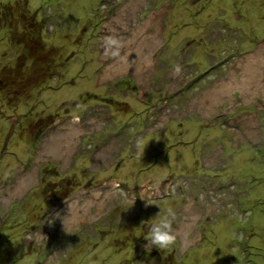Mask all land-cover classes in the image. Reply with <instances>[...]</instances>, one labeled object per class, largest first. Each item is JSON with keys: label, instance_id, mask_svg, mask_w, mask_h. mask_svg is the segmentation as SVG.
<instances>
[{"label": "rangeland", "instance_id": "rangeland-1", "mask_svg": "<svg viewBox=\"0 0 264 264\" xmlns=\"http://www.w3.org/2000/svg\"><path fill=\"white\" fill-rule=\"evenodd\" d=\"M121 10L160 39L100 79ZM260 48L264 0H0V264H264V89L196 107Z\"/></svg>", "mask_w": 264, "mask_h": 264}, {"label": "bare ground", "instance_id": "bare-ground-1", "mask_svg": "<svg viewBox=\"0 0 264 264\" xmlns=\"http://www.w3.org/2000/svg\"><path fill=\"white\" fill-rule=\"evenodd\" d=\"M135 3H132V7H135ZM136 8V7H135ZM134 8V9H135ZM133 9V10H134ZM156 14H152L150 16L149 21H144L139 28H136L133 32V36L126 35L123 36L125 38L117 37V45L119 49H122V53L119 56H113L112 52L115 51V48H109L110 43L103 42L102 44V56L104 59V68L100 73V79L112 78L115 75H119L121 73H131L135 77L142 75L146 72L152 62L153 59V49L159 42L160 34H158V29L149 30L150 25L152 23V18ZM122 16H127L125 10H121L119 14H115L114 17H110L107 19L108 25L105 24L106 31L109 33V37L111 33H116L118 31V24L116 22L110 23L109 20H113L115 18L117 22L123 21L118 20ZM127 21H129L127 19ZM123 24V23H120ZM128 26V25H127ZM126 25L122 28L126 34ZM138 33V34H135ZM146 34V35H145ZM114 38V37H113ZM108 44V45H107ZM125 47V49L123 48ZM262 56H264V49L260 48ZM253 58V57H252ZM260 63V60L257 59V64ZM256 64V65H257ZM238 65H242L241 62L235 65V68ZM234 68V70H235ZM233 70V71H234ZM246 72H250L251 75L239 80L236 78L234 74H231V77L227 83L221 85L220 89H213L208 91L203 100L199 101L196 105L197 109L200 111H207L206 106L212 105V103H217L220 101L226 94L229 93L232 89H240L242 91V96H247L252 92L253 87L258 86L259 84L264 89V84H262L264 78V67H261L259 71L255 68H249L246 66ZM264 93V90H263ZM67 148V147H66ZM60 153L59 149H53L51 154L57 156Z\"/></svg>", "mask_w": 264, "mask_h": 264}, {"label": "clouds", "instance_id": "clouds-1", "mask_svg": "<svg viewBox=\"0 0 264 264\" xmlns=\"http://www.w3.org/2000/svg\"><path fill=\"white\" fill-rule=\"evenodd\" d=\"M106 41L110 44L117 43V39L113 37H108ZM112 55L118 56L119 51H113ZM175 71L179 72V68L177 67ZM173 218L174 213L171 210L166 215L157 214L154 221L150 224L148 234L145 237L148 244L155 246L158 250H165L176 244L177 234L172 227Z\"/></svg>", "mask_w": 264, "mask_h": 264}, {"label": "flooded vegetation", "instance_id": "flooded-vegetation-1", "mask_svg": "<svg viewBox=\"0 0 264 264\" xmlns=\"http://www.w3.org/2000/svg\"><path fill=\"white\" fill-rule=\"evenodd\" d=\"M9 10H10V9H9ZM11 13H12V12L9 11V16H10Z\"/></svg>", "mask_w": 264, "mask_h": 264}, {"label": "water", "instance_id": "water-1", "mask_svg": "<svg viewBox=\"0 0 264 264\" xmlns=\"http://www.w3.org/2000/svg\"><path fill=\"white\" fill-rule=\"evenodd\" d=\"M45 191H46V189H45Z\"/></svg>", "mask_w": 264, "mask_h": 264}]
</instances>
